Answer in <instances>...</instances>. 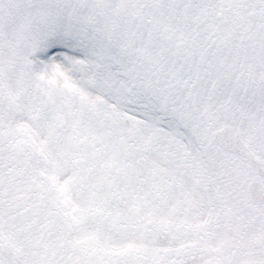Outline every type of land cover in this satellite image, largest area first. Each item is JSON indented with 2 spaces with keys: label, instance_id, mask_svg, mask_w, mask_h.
Returning <instances> with one entry per match:
<instances>
[{
  "label": "snow or ice",
  "instance_id": "snow-or-ice-1",
  "mask_svg": "<svg viewBox=\"0 0 264 264\" xmlns=\"http://www.w3.org/2000/svg\"><path fill=\"white\" fill-rule=\"evenodd\" d=\"M0 264H264V0H0Z\"/></svg>",
  "mask_w": 264,
  "mask_h": 264
}]
</instances>
